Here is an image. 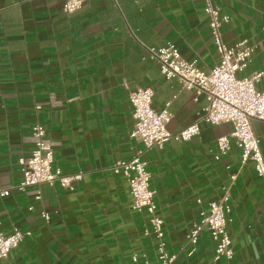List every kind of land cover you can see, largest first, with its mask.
Masks as SVG:
<instances>
[{
  "label": "crops",
  "instance_id": "1",
  "mask_svg": "<svg viewBox=\"0 0 264 264\" xmlns=\"http://www.w3.org/2000/svg\"><path fill=\"white\" fill-rule=\"evenodd\" d=\"M67 1L0 0V191H11L0 196V232L30 233L0 264H157V238L144 235L149 216L133 209L127 179L112 170L141 146L130 139L135 120L125 85L153 89L157 111L172 103V133L196 120L207 106L205 95L167 81L147 49L174 44L184 59L212 70L219 55L204 3L89 0L67 15ZM214 2L230 17L224 42L255 47L250 65L237 76L264 71V0ZM257 87L264 91V80ZM37 124L51 141L54 167L66 175L84 173L74 191L59 184L15 189L23 179L19 160L32 155ZM252 128L264 154V122L255 120ZM200 130L189 143L172 142L144 157L167 250L177 256L174 264H264L263 181L252 162L242 165L234 139L231 151L216 159L218 139L231 135V124L201 123ZM226 192L233 259L214 261L207 230L191 255L190 230Z\"/></svg>",
  "mask_w": 264,
  "mask_h": 264
},
{
  "label": "built area",
  "instance_id": "2",
  "mask_svg": "<svg viewBox=\"0 0 264 264\" xmlns=\"http://www.w3.org/2000/svg\"><path fill=\"white\" fill-rule=\"evenodd\" d=\"M89 0H68L64 12L73 15L79 12ZM204 11L209 19L210 34L219 55V63L210 71L202 70L197 61H187L182 57L176 45L169 44L161 49H147V54L159 64L161 74L167 81L176 80L183 90L195 91L197 95H205L207 106L197 114L196 120L179 133H172L168 127L173 120L170 112L171 102L162 111L154 109V91L151 88L129 90V99L133 107L135 126L130 139L136 144L129 161L117 162L112 170L122 174L130 185L133 197L132 207L139 213L149 216L150 227L144 235L153 234L158 241L157 264H174L176 255L167 250L164 221L158 215L155 193L151 189L152 173L144 157L153 149H164L170 143H189L200 135V124H231L233 132L229 136L218 139L219 155L226 156L231 151V139L236 141L241 151L242 165L252 162L255 172L264 184V154L258 137L254 134L252 122H264V91L257 85L264 80V71H255L251 75L239 78L237 74L245 71L252 61L255 47L248 41H242L229 47L223 39V27L230 22V17L223 13L214 0H202ZM35 147L29 158H21L23 179L15 188L26 192L29 188L59 184L62 188L74 191L75 184L84 180V173L66 175L60 167H54V149L47 136L46 129L37 124L32 129ZM237 176H233L235 182ZM11 194L10 190L0 191L1 197ZM264 197V188L262 191ZM38 200L41 199L39 193ZM202 204L201 200H198ZM230 198L226 192L220 200L210 202L208 210L201 213L187 236L190 254L197 250L200 235L204 230L210 233L216 251L214 261L234 257L233 242L227 231L228 214L231 212ZM43 218L50 221V214L43 213ZM1 225V224H0ZM30 233L15 229L10 234L0 232V262L6 263L13 250L20 247ZM133 261L138 262L137 255ZM146 264H149L146 261Z\"/></svg>",
  "mask_w": 264,
  "mask_h": 264
}]
</instances>
